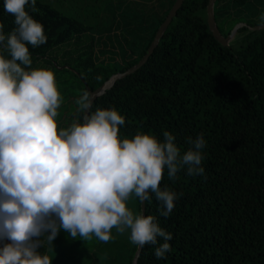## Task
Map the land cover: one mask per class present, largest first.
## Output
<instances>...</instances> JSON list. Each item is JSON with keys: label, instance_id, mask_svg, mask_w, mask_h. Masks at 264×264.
I'll list each match as a JSON object with an SVG mask.
<instances>
[{"label": "trees", "instance_id": "trees-1", "mask_svg": "<svg viewBox=\"0 0 264 264\" xmlns=\"http://www.w3.org/2000/svg\"><path fill=\"white\" fill-rule=\"evenodd\" d=\"M173 1L110 0L83 22L37 0V11H29L43 24L47 43L29 50L33 67L55 73L60 127L82 122L75 100L83 91L142 57ZM3 2L0 22L8 33L14 17ZM206 3L183 0L146 60L92 101V111L115 107L125 116L122 138L143 131L163 139L169 131L181 154L189 138L202 132L206 141L204 176L184 169L170 180L165 172L161 187L182 193L168 218L160 216L154 194L144 202V215L156 216L172 234L171 251L157 259L156 246L145 245L136 264H264V27L241 26L222 45L208 30ZM212 10L226 36L237 22L260 24L264 0H214ZM128 206L140 214L137 198ZM112 236L107 243L94 237L80 249V264H130L136 249L130 231L113 229Z\"/></svg>", "mask_w": 264, "mask_h": 264}, {"label": "clouds", "instance_id": "clouds-1", "mask_svg": "<svg viewBox=\"0 0 264 264\" xmlns=\"http://www.w3.org/2000/svg\"><path fill=\"white\" fill-rule=\"evenodd\" d=\"M36 3L4 0L15 27L5 33L0 22V264H52L40 249L60 230L105 243L113 229L130 231L132 244L156 246L154 256L166 258L172 234L156 216L134 214L128 202L149 201L152 193L168 218L182 193L161 187L165 172L170 180L184 169L204 176V134L189 138L183 154L169 131L163 139L143 131L122 138L125 116L115 107L92 111L88 91L75 100L83 122L60 127L55 73L33 67L29 50L47 43L43 24L29 11H37ZM258 22L264 25V14Z\"/></svg>", "mask_w": 264, "mask_h": 264}, {"label": "rangeland", "instance_id": "rangeland-1", "mask_svg": "<svg viewBox=\"0 0 264 264\" xmlns=\"http://www.w3.org/2000/svg\"><path fill=\"white\" fill-rule=\"evenodd\" d=\"M46 3L60 12L74 17L80 21L88 22L91 10L98 6L105 5L110 0H39ZM84 240L77 236L72 238L64 230H60L52 244H45L43 253H47L52 259V264H80L83 259L80 249L85 248L92 240Z\"/></svg>", "mask_w": 264, "mask_h": 264}, {"label": "water", "instance_id": "water-1", "mask_svg": "<svg viewBox=\"0 0 264 264\" xmlns=\"http://www.w3.org/2000/svg\"><path fill=\"white\" fill-rule=\"evenodd\" d=\"M182 1L183 0H174L173 1L172 5L169 8L164 19L158 25L150 43L146 49V52L142 55V57L135 64L128 67L126 70H124L122 72H117V73L110 75V77L106 81H104L102 84H100L99 86H97L93 90H89L87 88L88 92L91 95L92 101L96 96L102 94L106 89H108L116 79L134 71L136 68H138L146 60V58L151 53L152 49L155 47L159 37L161 36L162 32L166 28L167 24L169 23L172 16L175 14L176 9L180 6ZM213 2H214V0H207V3H206V7H205L206 24H207L208 30L211 32L214 39L222 45H227L229 40L233 37L237 28H239L241 26H246L250 30H256V29H260V28L264 27V25H262V24H256L253 26H249V25H246L245 23L237 22L233 25V27L230 29L229 33L226 36H222L219 33V31L217 30L214 19H213V10H212L213 9ZM64 67H68V66L64 65ZM70 69L72 70V68H70ZM72 71H74V70H72ZM82 122H83V113H82ZM139 206H140V214H144V202L142 203L139 201ZM139 250H140V247L136 245V249H135L134 255L131 259L130 264H136V258L138 256Z\"/></svg>", "mask_w": 264, "mask_h": 264}]
</instances>
